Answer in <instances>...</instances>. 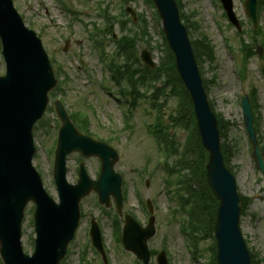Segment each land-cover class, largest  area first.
<instances>
[{"label": "rangeland", "instance_id": "obj_1", "mask_svg": "<svg viewBox=\"0 0 264 264\" xmlns=\"http://www.w3.org/2000/svg\"><path fill=\"white\" fill-rule=\"evenodd\" d=\"M13 1L26 25L41 38L61 86L56 92V97L52 94L50 96V106L44 116L47 119L45 126L40 132H34L37 154L33 163L41 174L44 187L50 196L58 201L53 174L57 135L61 125L54 111V102L61 99L69 112L83 111L87 114L82 118L89 119L94 139L110 142L108 144L120 152L121 160L116 170L125 179L127 208H142V202L145 203L147 199L152 200L158 208L157 235L151 241L150 248L158 254L163 250L168 251L170 264H211L212 255L209 250L213 242L211 239L198 244V257L191 253L194 247L182 231L181 219L186 217L179 210L176 200L172 201L173 194H169L166 184L169 173L158 162L165 156L159 151L157 142L148 134V125L153 124L157 113H160L153 110L148 101L151 94L147 91L151 88L141 89L142 93L146 92L149 96L140 99L136 109H133L128 127L126 115L129 102L120 97L119 86L114 84L108 67L102 63L101 56L92 42L93 38L97 40V26L105 31L100 9L108 7L113 17H120L123 0ZM127 1L138 12V23L142 27L144 21L147 23L150 42L154 47V58L159 64L160 59L164 57V50L161 48L163 44L160 34L161 22L157 19L155 7L148 0ZM178 1L182 4L185 18L192 24L191 39L200 41L204 36L214 47L215 62L206 61L203 65L204 78L211 82L208 96L216 113L221 114L225 122L231 124L223 142L233 149L230 167L237 178L239 193L251 200L243 210L241 229L249 250L264 260V176L255 168L252 159L253 148L244 127L242 113V95H249L253 90H257L258 136L264 147V60L254 56L244 64L240 53L241 41L255 47L264 42V6L258 27L255 29L258 32L253 33L254 25L245 14V0H234L235 14L243 27L242 33H239L229 23L219 0ZM125 20L126 18L123 21ZM138 23L133 24L129 20L124 30L118 25L115 28L117 39L130 34L135 35L137 30H141ZM110 38V35L105 36V40L98 36V39L104 42V47H107V55L111 57L114 54L115 57L117 51H114L115 47ZM67 41L70 45L65 52ZM1 50L0 43V75H4L5 62ZM137 50L141 53L151 48L146 41L139 40ZM242 65H245V69L243 68L244 73L241 71V75ZM106 82L109 91L105 90ZM173 91L170 90L167 96L160 95L162 122L169 121L180 103L181 98L173 97ZM172 132L175 141L180 145L184 144L187 132L182 127L173 128ZM168 162L170 167L173 164V157L168 159ZM79 163V155L70 156L68 159V180L72 184L78 180ZM85 163L89 174L95 177L100 171L99 160L90 159ZM147 180H150L149 187L146 186ZM95 199V196L91 195L84 200L83 208H96ZM173 210H178L176 215L173 214ZM34 211V205H29L23 226L22 244L25 253L29 255L34 251L36 237ZM82 244V239H78L70 247L64 264H80L79 253L83 250ZM109 246L119 264H137L133 256L118 252L114 242H109ZM88 264H97V256L90 250ZM152 264H156L155 260ZM260 264H264V261Z\"/></svg>", "mask_w": 264, "mask_h": 264}, {"label": "water", "instance_id": "obj_2", "mask_svg": "<svg viewBox=\"0 0 264 264\" xmlns=\"http://www.w3.org/2000/svg\"><path fill=\"white\" fill-rule=\"evenodd\" d=\"M153 1L174 52L177 70L193 100L202 143L210 153L207 180L220 201L215 226L218 264H250L249 251L240 230L241 200L236 180L224 165L218 122L211 111L187 29L181 23L175 0ZM221 1L229 20L240 29L233 0ZM127 12L134 22L138 21L132 7H127ZM246 12L256 23L257 0H247ZM0 38L7 64V75L0 77V253L5 264H59L73 240L80 219L79 205L85 196L95 190L101 204L109 206L112 195L121 204L122 180L114 172L119 157L115 150L78 133L63 106L56 103L63 122L55 165V180L61 198V204L57 205L44 190L41 177L32 166L35 154L33 127L42 118L49 102L48 94L55 88L57 80L41 40L25 27L12 0H0ZM142 58L147 65L155 67L150 52H144ZM243 113L254 146L256 167L264 173V159L247 96H243ZM74 151L102 160V176L98 181H91L82 168L78 184H68L66 159ZM31 201L37 207L35 225L38 234L33 257L25 255L21 246L24 212ZM154 234L155 230L149 232L150 237ZM125 243L130 247L128 240ZM161 264H167L164 257Z\"/></svg>", "mask_w": 264, "mask_h": 264}, {"label": "trees", "instance_id": "obj_3", "mask_svg": "<svg viewBox=\"0 0 264 264\" xmlns=\"http://www.w3.org/2000/svg\"><path fill=\"white\" fill-rule=\"evenodd\" d=\"M149 2L153 5L151 0H149ZM179 6L182 9L180 3ZM182 19H185L184 15H182ZM111 25L113 26V24ZM111 25L109 26L110 30L112 29ZM140 29V31L137 30L134 36H125L118 41L119 53L117 56L118 59L123 58L126 61V66L118 67L116 66L117 62L115 61V74L121 78L122 76H128L131 79L130 82L135 90L138 89V86H144L145 84H149L150 87H153L155 82L162 79V76H166L167 85H169V83L174 84V91L177 92L181 101L178 114L176 117H172L171 120H173V125L175 127H182L188 132L189 144L183 149L182 146L175 141L174 136L169 133V128L166 126L165 140L170 149V155L173 157V166L170 167V175L172 178L177 177L179 179L177 185L179 190L176 191V193L180 199L185 202V205H190L192 208L193 216L196 219V223L192 228L198 234L204 232V238L211 237L213 239L212 235L218 202L212 195L206 181L205 167L208 160V154L202 147L200 141L191 99L176 72L175 58L168 49L166 43L164 44L165 55L162 58L159 67L155 70H151L140 64L141 62L138 58L136 48L138 41L143 40L150 45V41L148 40V26L145 21L143 22V27L141 26ZM193 47L201 69L203 68L205 60L211 63L215 62L214 47L207 38H202L200 42H193ZM252 53L253 52L249 55L251 56ZM207 86L208 82L205 81V87ZM153 101L156 103L158 97L155 96ZM217 118L219 120L221 136L224 139L229 130V123H226L221 115H217ZM222 151L225 163L228 165L233 157V149H230L226 143H223ZM250 202L249 199L243 197V208H246ZM214 253L216 254L215 245ZM252 259V264H256L253 255Z\"/></svg>", "mask_w": 264, "mask_h": 264}, {"label": "flooded vegetation", "instance_id": "obj_4", "mask_svg": "<svg viewBox=\"0 0 264 264\" xmlns=\"http://www.w3.org/2000/svg\"><path fill=\"white\" fill-rule=\"evenodd\" d=\"M262 8L263 6L261 4L260 12ZM99 209L100 210H97V208H82L83 218L79 229V238L83 241L86 239L87 235L90 236L93 223L98 222L109 264H119L115 256L112 255L109 250L111 249L108 247L109 242H114V244L118 246V239L120 236L122 240V233L124 227L127 225L126 218L128 216L135 219L142 227H146L148 225L147 222L151 219V212L149 208H122L120 213L118 212V208H110L109 210H104L103 208ZM153 211L156 212L157 208H153ZM86 241L87 240H85V242ZM97 264H105L102 255L98 251Z\"/></svg>", "mask_w": 264, "mask_h": 264}]
</instances>
